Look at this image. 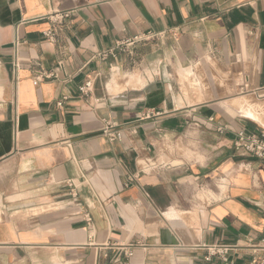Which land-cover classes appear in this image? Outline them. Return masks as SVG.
<instances>
[{"label":"crops","instance_id":"0c3cea01","mask_svg":"<svg viewBox=\"0 0 264 264\" xmlns=\"http://www.w3.org/2000/svg\"><path fill=\"white\" fill-rule=\"evenodd\" d=\"M54 12L69 15L55 45L44 37ZM148 33L168 35L176 79L121 82L133 60L95 58ZM147 50L136 53L151 67L159 56ZM43 72L52 77L36 84ZM254 100L264 0H0V264H221L205 260L211 244L237 246L230 264H249L264 160L233 141L239 129L264 133ZM104 120L121 141L101 135Z\"/></svg>","mask_w":264,"mask_h":264},{"label":"built area","instance_id":"2783aa9c","mask_svg":"<svg viewBox=\"0 0 264 264\" xmlns=\"http://www.w3.org/2000/svg\"><path fill=\"white\" fill-rule=\"evenodd\" d=\"M68 16L69 15L67 12H54L47 16V19L51 23V27L49 30L44 32V37L49 43L54 45L57 43V33L63 26ZM164 35L168 36L164 33L142 34L116 44L114 49L96 54L95 58L100 61H106L109 57H115L116 53H126L131 51L133 48H135L136 44H140L141 42H145L154 38L163 37ZM15 67L18 68V65L15 64ZM99 76L100 75L96 72L87 74L85 76L82 84L78 88V91L82 97H87L92 94L94 82ZM50 77H52V74H46L43 72L35 76L34 82L37 84L39 81ZM148 117L149 116L147 115L146 118ZM208 121L213 122V119L210 118ZM216 130L218 133L223 134L224 132L228 131V126L225 124H218ZM100 131L101 135L110 143L121 141L124 137L123 130L118 128L110 120L103 121ZM191 134L192 133H187L185 136L189 137ZM233 148L238 154L242 156L264 160V133L262 131L250 133L243 129H239L235 132ZM153 164H150L149 162H143V167H151ZM72 198H76V195H72ZM261 206L264 208V199L261 201ZM201 248L206 252V261L217 259L221 264H230L229 256L231 252L238 249L235 245L226 244L203 245ZM249 250L251 252L249 264H264V227L261 231L259 239L257 242L249 246ZM130 254L131 253L129 251L125 252L126 256H130Z\"/></svg>","mask_w":264,"mask_h":264},{"label":"rangeland","instance_id":"374dc122","mask_svg":"<svg viewBox=\"0 0 264 264\" xmlns=\"http://www.w3.org/2000/svg\"><path fill=\"white\" fill-rule=\"evenodd\" d=\"M167 40H168V36L164 35L163 37L154 38V39H151L145 42H141L140 44H136L135 48H133L131 51L126 52V53H121L123 57L127 58V60L129 61L130 59L131 61L133 60V62L129 65L130 66L129 68L119 70V73H120L119 76L121 77L120 79L121 82H124L125 74H136L144 78H148L149 75L150 76H154V75L161 76L162 74H164L166 77L170 76V78L176 79L177 70L172 65L171 58H170L171 54L169 52V56H166V52H165L166 51L165 47L168 42ZM139 48H148L147 54H151V52L155 50L156 54L159 56V58L155 62L152 61V59H148V63L154 62L151 67L150 65L146 64L147 62L142 63L143 58H140V56L144 57L145 54L138 55L136 51L139 50ZM136 54L138 55V57H135ZM160 57H163V58H160ZM195 63H202V62H200V59H198L192 62L191 65H194ZM113 70H115V68ZM111 74L112 72L110 73V76ZM243 95L244 94L239 95V96H243ZM254 102L261 104L264 101L259 102V101L254 100ZM191 151L193 150L192 149L185 150V155H184L185 158L186 159H192V158L199 159L200 155L197 153L193 154Z\"/></svg>","mask_w":264,"mask_h":264},{"label":"bare ground","instance_id":"6f19581e","mask_svg":"<svg viewBox=\"0 0 264 264\" xmlns=\"http://www.w3.org/2000/svg\"><path fill=\"white\" fill-rule=\"evenodd\" d=\"M242 112H243V111H242ZM243 113H244V114H248V115H250L251 117H254V115H253V113H252V112H249V111H248V112H246V111H245V112H243Z\"/></svg>","mask_w":264,"mask_h":264}]
</instances>
